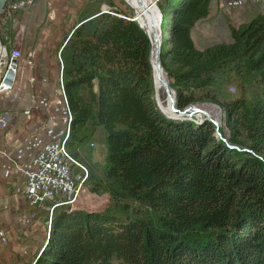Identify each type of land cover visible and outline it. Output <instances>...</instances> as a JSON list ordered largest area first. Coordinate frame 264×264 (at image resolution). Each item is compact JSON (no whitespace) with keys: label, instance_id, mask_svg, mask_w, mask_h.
Returning a JSON list of instances; mask_svg holds the SVG:
<instances>
[{"label":"trees","instance_id":"1","mask_svg":"<svg viewBox=\"0 0 264 264\" xmlns=\"http://www.w3.org/2000/svg\"><path fill=\"white\" fill-rule=\"evenodd\" d=\"M210 2L156 0L159 60L175 108L217 105L228 137L206 119L160 112L151 42L132 11L96 8L64 38L66 146L78 149L103 128L107 183L95 190L131 217L53 211L31 264H264V14L228 25L230 42L199 50L191 30ZM230 77L253 79L258 93L227 98L221 86Z\"/></svg>","mask_w":264,"mask_h":264},{"label":"rangeland","instance_id":"2","mask_svg":"<svg viewBox=\"0 0 264 264\" xmlns=\"http://www.w3.org/2000/svg\"><path fill=\"white\" fill-rule=\"evenodd\" d=\"M113 4L124 12L132 11L121 0H10L6 7L0 44L4 48V57L11 49H17L20 59L14 90L8 95H0V149L7 154L5 159L0 158V232L6 239L4 242L0 240V264H31L45 244L53 211L73 209L122 217L131 215L117 208L108 192L102 188L98 192L95 190L98 185L107 183L104 176L105 136L100 126L94 128L91 138L78 149L67 148L73 159L85 169L73 168L76 184H81L73 202L72 196H59L41 206L30 207L23 199V161L31 158L43 143L63 139L68 133L69 118L57 72L60 68L54 65H61V44L83 15H91L96 8L113 11ZM212 11L206 42L199 38L200 29L194 32V39L201 48L230 42L229 18L219 6L217 13L214 8ZM250 15L237 14L236 22L231 26L249 22L247 16ZM221 92L229 99H249L258 93V86L250 78L230 77L222 83ZM155 95L162 113L164 93L157 95L155 92ZM195 108L214 117L201 115V111L195 113ZM189 113L194 115L189 119L217 118L220 124L216 127L228 137L223 112L217 105L198 103L191 106ZM217 128L215 132L220 134ZM218 138H222L221 134ZM128 205L134 211L138 208V204L132 201Z\"/></svg>","mask_w":264,"mask_h":264},{"label":"built area","instance_id":"3","mask_svg":"<svg viewBox=\"0 0 264 264\" xmlns=\"http://www.w3.org/2000/svg\"><path fill=\"white\" fill-rule=\"evenodd\" d=\"M19 59L20 52L17 49H11L8 54H5L4 61L0 64V95H8L14 90L19 70ZM59 62L62 66L60 58ZM60 84L62 87V77H60ZM63 100L67 109L64 92ZM67 116L70 120L71 115L68 109ZM216 135L220 137L218 132ZM67 138L68 133L63 139L51 140L42 144L31 158L29 165L22 170L24 176L23 199L30 207L41 206L59 196L68 198L72 196L71 202L76 199L81 184H76L73 168H80L83 171L85 169L73 159L68 151ZM6 157V152L0 149V158L5 159ZM85 179L86 177L83 181ZM0 240L3 242L6 240L3 232H0Z\"/></svg>","mask_w":264,"mask_h":264},{"label":"bare ground","instance_id":"4","mask_svg":"<svg viewBox=\"0 0 264 264\" xmlns=\"http://www.w3.org/2000/svg\"><path fill=\"white\" fill-rule=\"evenodd\" d=\"M124 4H126L134 13L135 18L139 22V26L141 29L147 34L151 42V54L150 61L152 66V76H153V84L154 89L157 95H160L162 92L164 93L165 105L162 108V113L164 116L178 120L184 116H194L192 113H189L188 109L186 115H180L179 113L173 111L174 103H175V95L169 89L166 91L167 78L163 72L161 67V63H158L159 60V50L161 44V33H160V22H159V13L157 11L156 5L152 4V0H121ZM3 47L0 44V62L3 59ZM173 106V107H172ZM200 110L203 114L207 115L210 118L214 117L209 112ZM200 111H195L198 113ZM194 113V111H193ZM214 121L219 125L220 121L217 118H213Z\"/></svg>","mask_w":264,"mask_h":264},{"label":"crops","instance_id":"5","mask_svg":"<svg viewBox=\"0 0 264 264\" xmlns=\"http://www.w3.org/2000/svg\"><path fill=\"white\" fill-rule=\"evenodd\" d=\"M217 6H219L220 8H223V13L229 18L231 25H234V23L236 22V20L234 19L237 16V14H239V16H242V14L243 16H245V14H252L250 16H247L249 18L248 21H250L257 14L264 13V0H211L209 15L205 19L198 22L191 30L192 40L194 42L195 47L199 50H203L204 48H207L209 46H206L204 48H201L200 46H198L194 39V32H196V29H200L199 38L200 39L203 38L201 42H206V40L208 39L207 35L209 34L208 20L212 17L213 8H214V13H217ZM238 18H241V17H237V19ZM231 20L234 22H232ZM218 23H221L220 20ZM54 65L57 66L58 69L60 68L57 72L58 74H60V77H61L62 66L56 63H54ZM47 67H49V65H47ZM40 146L38 147V149L40 148ZM31 158H29L25 162L23 161V164H22L23 169H25L29 165ZM23 183H24V177H23Z\"/></svg>","mask_w":264,"mask_h":264},{"label":"water","instance_id":"6","mask_svg":"<svg viewBox=\"0 0 264 264\" xmlns=\"http://www.w3.org/2000/svg\"><path fill=\"white\" fill-rule=\"evenodd\" d=\"M8 0H0V16H1V14H2V12H3V9H4V6H5V4H6V2H7ZM152 4L153 5H156V0L155 1H153L152 2ZM157 8V7H156ZM157 11H158V13H159V22H161V14H160V12H159V10H158V8H157ZM102 13H106V11H101ZM93 18V17H92ZM132 21H134V22H136L135 20H134V18H132ZM137 23V22H136ZM140 27V26H139ZM141 28V27H140ZM145 33V32H144ZM146 34V33H145ZM147 35V34H146ZM148 37V36H147ZM149 38V37H148ZM150 40V39H149ZM0 43H1V41H0ZM2 44V43H1ZM158 63L160 64V60H158ZM168 90H169V86H168V83L166 84V91L168 92ZM173 107V106H172ZM191 108V107H190ZM190 108H187V109H185V110H183V111H179V110H177L176 108H175V103H174V107H173V111H175V112H177V113H179L180 115H186V112H187V110L188 109H190ZM196 111H200V110H196ZM199 113V112H198ZM184 117H191V116H184ZM206 120H208L209 122H211V123H213L215 126H217L218 124L214 121V120H212V119H210L209 117H206Z\"/></svg>","mask_w":264,"mask_h":264}]
</instances>
